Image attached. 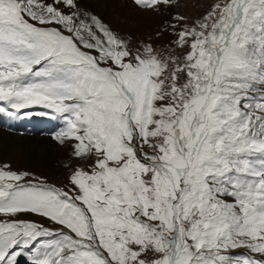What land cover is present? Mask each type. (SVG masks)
I'll use <instances>...</instances> for the list:
<instances>
[{
  "label": "snow or ice",
  "instance_id": "obj_1",
  "mask_svg": "<svg viewBox=\"0 0 264 264\" xmlns=\"http://www.w3.org/2000/svg\"><path fill=\"white\" fill-rule=\"evenodd\" d=\"M131 3L146 38L0 0V117L58 121L73 161L63 187L0 165V264H264V0Z\"/></svg>",
  "mask_w": 264,
  "mask_h": 264
},
{
  "label": "bare ground",
  "instance_id": "obj_2",
  "mask_svg": "<svg viewBox=\"0 0 264 264\" xmlns=\"http://www.w3.org/2000/svg\"><path fill=\"white\" fill-rule=\"evenodd\" d=\"M86 2L93 6L94 10L113 28L137 34L141 38L153 34L161 19L159 16L140 12L131 0H86ZM171 11L176 12L175 8ZM148 27L153 31H147ZM5 118L9 120L8 117ZM2 129L0 128V163H10L18 167H46L54 170L57 168L55 161L58 156L68 157L67 150L57 146L51 137L41 136L43 134L29 136L19 133V135ZM20 264H25L23 258Z\"/></svg>",
  "mask_w": 264,
  "mask_h": 264
},
{
  "label": "rangeland",
  "instance_id": "obj_3",
  "mask_svg": "<svg viewBox=\"0 0 264 264\" xmlns=\"http://www.w3.org/2000/svg\"><path fill=\"white\" fill-rule=\"evenodd\" d=\"M179 2H180V7L175 8L176 12H179L181 15L187 17L186 23L192 24L196 18L203 16L205 12L208 10L209 6L213 4L214 2H216V0H179ZM146 30L147 31L149 30L150 32L153 31V29L151 30L150 27H148V29ZM161 46L163 47V44ZM40 119H45V118L40 117ZM43 123H44V127L46 126V128H45V131H43L42 133L43 135L41 136L51 137L49 135H51V133L56 130L55 127L53 126V120L46 118L43 121ZM14 125L15 124L13 122H9L8 124H5V125H2V122H1L0 128L1 129L3 128L2 130L9 131V132L16 133V134L20 133L21 135H29V136L33 135L29 131L20 129L21 126L14 128ZM39 126L40 125L38 124V121H37L36 127L33 128L35 132H39V131H36L38 130ZM34 135H38V133ZM55 163H56L57 168L54 170L53 169L51 170L50 168H46V167H43V168H39L36 166L18 167V165H12L10 163L8 164L11 165V168L14 171L29 172L31 175L27 179H33V178L41 179L42 178L48 184H54L57 187H63L68 184V177H69V169L66 167V165L73 163V161L69 160L67 156L61 155V156H58ZM61 163H62V166H61ZM3 164L4 163H0V165H3ZM23 218H28V219H33V220L40 219L39 217L34 216V215H27ZM41 222L44 223L46 226L55 227V225H51L46 220H43ZM236 252L239 254H248L247 249H237Z\"/></svg>",
  "mask_w": 264,
  "mask_h": 264
}]
</instances>
